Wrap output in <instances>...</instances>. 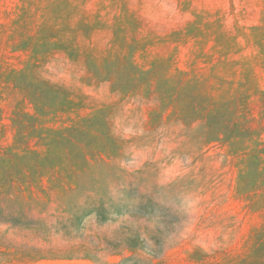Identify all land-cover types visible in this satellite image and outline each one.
<instances>
[{
	"label": "rangeland",
	"instance_id": "374dc122",
	"mask_svg": "<svg viewBox=\"0 0 264 264\" xmlns=\"http://www.w3.org/2000/svg\"><path fill=\"white\" fill-rule=\"evenodd\" d=\"M262 174L264 0H0V264H264Z\"/></svg>",
	"mask_w": 264,
	"mask_h": 264
},
{
	"label": "trees",
	"instance_id": "16d2710c",
	"mask_svg": "<svg viewBox=\"0 0 264 264\" xmlns=\"http://www.w3.org/2000/svg\"><path fill=\"white\" fill-rule=\"evenodd\" d=\"M254 151L260 152L259 149H256ZM257 187H258V189H260L262 187L264 188V175L263 174L260 177V180H259V183H258Z\"/></svg>",
	"mask_w": 264,
	"mask_h": 264
}]
</instances>
